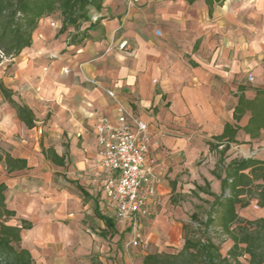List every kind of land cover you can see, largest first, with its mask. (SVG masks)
<instances>
[{
	"label": "crops",
	"instance_id": "crops-1",
	"mask_svg": "<svg viewBox=\"0 0 264 264\" xmlns=\"http://www.w3.org/2000/svg\"><path fill=\"white\" fill-rule=\"evenodd\" d=\"M98 17L90 39L78 45H68L73 29L59 34V17L44 18L31 46L2 64L3 85L35 116L27 128L0 93V151L26 162L12 171L0 163L4 202L14 212L7 224H27L20 246L32 264H142L162 253L143 250L153 233L183 244L187 223L162 212L166 201L178 206L174 195L187 193L210 207L213 197L197 188L221 194L225 171L216 170L220 179L213 175L220 159L224 166L235 159L264 162V121L253 122L249 106L234 118L240 99L264 93V0L210 8L205 0H105ZM120 106L148 125L145 170L158 180L146 203L151 215L138 220L141 248L132 245L131 221H117L105 197L110 174L99 164L94 132L99 118L116 126ZM225 126L229 134L216 141ZM249 205L264 218L255 199Z\"/></svg>",
	"mask_w": 264,
	"mask_h": 264
},
{
	"label": "trees",
	"instance_id": "trees-1",
	"mask_svg": "<svg viewBox=\"0 0 264 264\" xmlns=\"http://www.w3.org/2000/svg\"><path fill=\"white\" fill-rule=\"evenodd\" d=\"M193 1V0H190ZM224 0H205L209 8ZM105 0H0V63L18 57L23 49L32 44V37L40 20L58 14L61 21L59 34L68 32V45H78L90 39L89 32L96 29L101 17L91 18V12H100ZM0 93L3 99L15 110L17 118L27 128L34 126L35 116L31 109L16 103L12 92L0 80ZM245 103V104H244ZM252 108L251 120L264 121V93L258 92L253 101L239 100L235 109V120L244 107ZM255 110H254V109ZM256 110L258 113H256ZM248 131V127L245 128ZM225 126L222 140L228 135ZM228 147H224L221 156ZM51 162L62 165L51 149L42 150ZM0 163L7 171L24 169V160L13 159L0 151ZM216 170H224L225 177L220 179ZM248 170V174L244 171ZM221 182V194L216 196L209 189L197 188L213 197V203L205 212L204 219L196 212L190 215L189 224L183 225V245L176 254L154 253L145 256L142 264H264V218L246 220L237 213V207L244 208L255 199L257 206L264 209V162L256 159H235L224 166L220 159L213 171ZM260 181L261 183H255ZM5 186L0 185V264H32L29 252L20 246V231L27 228L7 224L14 212L7 210L4 197ZM226 191H228L226 193ZM208 203V202H207ZM108 226L111 223L105 219ZM218 230L232 244L223 255L211 237V229ZM244 259L245 262H242Z\"/></svg>",
	"mask_w": 264,
	"mask_h": 264
},
{
	"label": "built area",
	"instance_id": "built-area-1",
	"mask_svg": "<svg viewBox=\"0 0 264 264\" xmlns=\"http://www.w3.org/2000/svg\"><path fill=\"white\" fill-rule=\"evenodd\" d=\"M107 94L113 97V92ZM94 132L99 164L110 174L103 187L105 197L112 205L117 221H131L135 235L132 245L137 246L138 220L151 215L146 203L154 198L158 183L152 176L147 178L145 170L148 125L120 106L117 125L112 126L106 118H99Z\"/></svg>",
	"mask_w": 264,
	"mask_h": 264
},
{
	"label": "rangeland",
	"instance_id": "rangeland-1",
	"mask_svg": "<svg viewBox=\"0 0 264 264\" xmlns=\"http://www.w3.org/2000/svg\"><path fill=\"white\" fill-rule=\"evenodd\" d=\"M96 13L95 12H91V18L92 20H94ZM50 17L56 19L58 17V14H53ZM53 21H50V24L52 25ZM54 25V24H53ZM5 62V61H4ZM4 67V65L0 66V75H1V71L2 68ZM5 72V71H4ZM204 168L208 169L210 167V163L206 162L202 165ZM180 193H176L174 195L175 201H181V204H179L178 206H173L170 204V201H166L163 205H162V212H164V214L166 216H168L169 219H171L173 221V223H191L190 221V215L193 212H196L200 218L204 219L205 216V212L209 209V205L206 201H209L208 199H204V198H198L195 197L193 194H184L180 196L178 195ZM184 204V205H183ZM182 205V206H181ZM238 214L242 215L243 218L248 219V220H254L257 218V214L255 211V209L251 207V205H249L247 208H238L237 209ZM177 226V224H176ZM142 227H144V225H142ZM140 234V239L142 241H138L137 243V247L141 248L143 247V230H140L139 232ZM147 236V234H146ZM148 237V236H147ZM146 237V238H147ZM211 237L213 239V241L219 246L220 248V252L225 255L226 254V249L227 247L231 246L232 242L228 239L225 238V236H223L218 230L216 229H211ZM183 245V244H182ZM182 246L179 245H172L171 241L168 239H163V237H161V234H152L151 237L149 238L148 241V245H146V247H144V251H152L154 252L155 249H160L162 248V253H166V254H176ZM242 262H245L244 259H241Z\"/></svg>",
	"mask_w": 264,
	"mask_h": 264
}]
</instances>
